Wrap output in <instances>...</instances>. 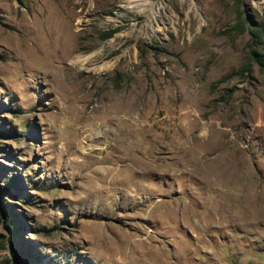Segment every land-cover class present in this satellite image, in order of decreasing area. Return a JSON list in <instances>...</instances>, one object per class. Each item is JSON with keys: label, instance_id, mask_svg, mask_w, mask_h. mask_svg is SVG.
Here are the masks:
<instances>
[{"label": "rangeland", "instance_id": "rangeland-1", "mask_svg": "<svg viewBox=\"0 0 264 264\" xmlns=\"http://www.w3.org/2000/svg\"><path fill=\"white\" fill-rule=\"evenodd\" d=\"M127 1L0 0V264H264V0Z\"/></svg>", "mask_w": 264, "mask_h": 264}, {"label": "bare ground", "instance_id": "bare-ground-1", "mask_svg": "<svg viewBox=\"0 0 264 264\" xmlns=\"http://www.w3.org/2000/svg\"><path fill=\"white\" fill-rule=\"evenodd\" d=\"M160 1L161 0H128L127 1L129 6L136 5L140 10H142L146 14H148V16H149L148 23H147V26L145 27V29L143 31V33H145V34L156 32V30H158L159 27L161 28V24L158 23V19H157L158 18L157 17L158 16L157 13L159 14V11H160V8L158 7L159 4H160ZM156 20H157V23H154V21H156ZM67 26H68V24H67ZM156 27H158V29H156ZM71 32H72V30L69 33V37L71 35ZM64 57L66 59L69 57V53L67 52V50L64 52ZM92 57H93L92 55L84 56V55L80 54V55H77L76 57H74L73 63L74 64H82V66H84V67H89L90 63L92 62ZM163 212H165V211H163ZM144 242H142V243L144 244ZM138 243H139V241H138Z\"/></svg>", "mask_w": 264, "mask_h": 264}, {"label": "trees", "instance_id": "trees-1", "mask_svg": "<svg viewBox=\"0 0 264 264\" xmlns=\"http://www.w3.org/2000/svg\"><path fill=\"white\" fill-rule=\"evenodd\" d=\"M259 44L260 43H258L257 40H255V38L252 39V41L250 43V47H251L250 57L264 71V52H262L258 49ZM15 229H17V228L16 227L13 228V230H15Z\"/></svg>", "mask_w": 264, "mask_h": 264}]
</instances>
